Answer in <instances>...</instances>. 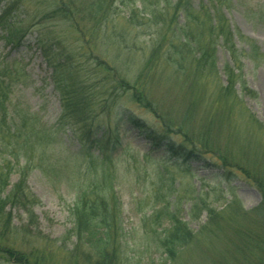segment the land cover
Here are the masks:
<instances>
[{
    "label": "rangeland",
    "instance_id": "rangeland-1",
    "mask_svg": "<svg viewBox=\"0 0 264 264\" xmlns=\"http://www.w3.org/2000/svg\"><path fill=\"white\" fill-rule=\"evenodd\" d=\"M16 1L19 2L16 27L25 38L18 48H13L4 42L0 31V66H7L15 75L10 94L12 107L17 105L18 109H25L38 120L36 123L40 128L48 129L60 117L61 103L51 80L52 66L38 40L44 38L43 35L51 38L46 50L53 61L56 57L53 45L68 54L80 55L70 51L80 50L81 38L61 16L46 18L53 1L57 4V1L64 3L67 0ZM71 1L75 12L73 21L79 28L95 26L96 22L88 20L92 0ZM191 3L194 8L199 5L198 0ZM2 4L0 0V11ZM258 5L260 7L256 9ZM139 6V3L110 0V17L97 24L100 33L91 45V54L108 62L113 70L107 73L108 77L98 75L103 79L101 91L107 96L91 102L95 104L90 109L96 114L98 110L106 109L98 120L110 123L119 134L120 145L112 159L117 171L115 187L123 204L126 232L137 228L141 217L146 220L152 210L161 209L165 215L175 213L194 234L203 229L174 264H261L264 258V210L259 211L262 202L258 187L264 189V61L260 62L257 57L256 64L242 54L249 56L253 48L237 40L236 35L251 40L254 49L264 54V0H232L221 10L237 38L234 39L238 51L236 61L218 47L213 56L215 70L211 69L209 78L194 77L191 75L193 68H187L188 65L178 82L174 81L171 72L160 71L150 75L146 89L137 91L140 95L132 90L118 89L119 79L132 83L150 56L148 51L153 42L156 40V45L159 44L161 31L165 36L166 32L170 35L172 29L176 35L184 20L177 16L175 27L171 26L172 14L164 13V22L154 23L142 17ZM133 10L137 16L130 20ZM158 54L160 56L162 52ZM54 62L57 63L56 59ZM227 67L237 78L242 76L240 81L235 79L233 95L246 112L239 117L234 112L232 117H227L221 107L223 100L213 103L209 100L212 96H208L209 92L217 90L218 83L223 87L227 85L224 73ZM83 76L81 73L80 77ZM242 83L246 91L241 89ZM88 85H95L96 91L100 88L96 81L85 84L87 88ZM112 90L113 94L106 98ZM134 94L148 111L143 113L132 103ZM95 96H98L97 92ZM114 102L135 111L151 127L166 126L171 140L178 143L183 138L189 146L205 150L206 155L194 157L187 163L165 164L168 160L165 147L156 148L137 124L133 127L122 124L121 117L120 120L116 117ZM100 135L101 131L98 132ZM55 140V148L62 154L59 156L56 151L45 162L53 165L52 173L34 169L27 178V188L37 200V205L30 211L36 224L29 223L30 226L25 228L31 219L23 212L12 210L11 225L4 228L0 217V264H14L4 260L8 256L2 252L7 250L12 251L16 259L31 255L46 264H75V258L65 255L74 244L67 236L73 227L69 210L75 198L73 171L76 167L73 161H65V157L76 158L80 147L71 131L58 133ZM249 140L255 158H248ZM52 147L51 144L47 147L48 153L52 154ZM97 154V150L91 151L92 156ZM33 161L36 163L35 159ZM84 167L85 164L79 170L89 171L88 165ZM17 178L18 174H10V187ZM166 223L162 220L156 233H162ZM137 243L128 242L131 249ZM143 246L133 248L137 256L134 264H169L160 250L150 248L146 252Z\"/></svg>",
    "mask_w": 264,
    "mask_h": 264
},
{
    "label": "trees",
    "instance_id": "trees-1",
    "mask_svg": "<svg viewBox=\"0 0 264 264\" xmlns=\"http://www.w3.org/2000/svg\"><path fill=\"white\" fill-rule=\"evenodd\" d=\"M109 1L92 0L88 7V20L96 22V25L88 29L79 28V25L73 21L75 12L71 0L64 3L57 1V4L53 1L51 8L48 10L50 12L46 18L56 15L61 16L64 22H68L71 28L79 33L82 44L79 47L80 50L70 51L80 53V55L68 54L52 44V49L56 51L54 54H56L57 63H55V59L50 61L51 55L49 56V50H46L47 43L51 44V38L43 35L44 38L38 40L39 47L50 66H52L51 80L61 103L60 117L53 127L40 128L36 123L38 120L25 109H18L17 105L12 107L10 94L14 87L15 75L7 66H0L1 224L4 228L10 227L12 210L23 212L31 219L25 225V228L30 226L29 223L36 224V220L30 211L32 207L37 205V200L27 188L28 174L34 169L42 170V173L51 171V168L53 170V165L50 166L45 162L52 157L51 155L56 154L55 138L60 132L71 131L79 143L80 153L74 159L65 157V161H73L75 163L74 167H76V171H73L76 176V184L73 185L75 187V198L69 210L73 227L67 236L68 239H73L74 244L65 256L68 255L70 259L75 258V264H134L137 256H135L133 248L136 249L144 245L146 252L150 248H154L156 251L160 250L161 255L165 256V262L174 264L184 248L190 244L195 235H200L203 229L200 233L194 234L175 213L165 215L163 210L160 209L152 210L146 220L141 217L137 228L133 227L127 234L123 219V204L115 187L117 171L114 169V160L112 159L116 147L120 145L119 134L117 129H114L110 123L104 124L98 120V117L106 109L98 110L97 114L90 109V106L95 104L91 102L100 101L103 96H107L103 95V91H101L103 89L101 86L103 79H100L101 77L98 75L102 74L108 77L110 71H113L108 62L91 54L93 39L98 38L100 33V26L97 24L110 17ZM1 2H3V9L0 11V31L3 32V40L7 45L18 48L25 38L16 27L18 24L16 18L19 17V2L16 0H1ZM120 2H129L133 5L139 3L142 17H147L154 23H163L165 20L163 18L164 13L172 14L171 26L175 27L176 22L174 24V20L177 16L183 17L184 20L182 28L177 30L176 35H173L174 31L172 29L170 35L166 32L165 36L161 31V37L158 38L159 44L156 45L155 40L150 49L148 48L150 56H148L141 72L132 83L125 79H119V86L117 87L118 89L121 88L122 91L124 88L140 93L142 89H146L148 86L151 79L150 75L153 74L154 76L160 71L162 73L164 71L166 73L171 72L175 77L173 78L175 82L180 80L182 73L187 68H193L191 75L194 77L211 76V69L215 70V67L212 66L214 65L213 56L215 49L218 47H222L234 61L237 60L236 52L238 51L234 44L235 34L230 30L221 13L222 8L231 3L232 0H198L199 5L197 8L192 6V0H174V2L170 0H120ZM259 7V5L256 6V9ZM136 16V10H133L129 16L130 20ZM236 36L237 40L253 48L249 56L247 53L242 52V54L256 64L255 58L257 57H259L260 62L261 60L264 61V54H259L254 49L255 46L251 40L240 34ZM183 46H185L184 49L181 48ZM159 52H162L160 56ZM81 73L84 75L83 77H80ZM224 73L227 75V85L223 87L218 83L217 90L208 93L209 98L212 96L209 100L217 103L222 99L224 106L221 107L227 117H232L234 113L237 117L242 116L246 112L236 98L237 96L233 97L235 95V79L240 81L242 76L240 75L237 78L232 69L228 67ZM91 81H96L100 87L98 91L95 90V85L92 87L88 85V88L85 86L86 83L88 84ZM240 87L246 91L243 83ZM96 92L97 97L95 96ZM112 94L113 90L106 98H110ZM135 95L132 97V103L139 106V110L143 113L146 112L148 108L142 105ZM112 99L115 100V98ZM113 108L116 117L119 120L121 117L122 124L126 123L132 127L137 124L136 126L140 129V132L145 134L156 148L165 147V153L168 154V160L165 164L172 163L174 165V161L187 163L194 157L206 155L205 150L204 152L196 147L189 146L183 138L178 143L171 140L172 136H168L166 126L160 125L159 129L154 128L155 126L151 127L143 119L141 120L135 111L123 105H116L115 102ZM99 131H101L100 136H98ZM50 144L53 146L52 154L47 152V147ZM249 145L248 158L249 156L255 158L254 153L250 151L252 149L250 140ZM92 150H97V156L91 155ZM39 152L41 153L38 155ZM61 154L58 153L57 155L60 156ZM34 159L36 163L33 161ZM83 164H85V167L88 165L89 171L79 170ZM11 173L18 174V178L10 187L9 176ZM258 189L262 202L259 211H263L264 189L262 187H258ZM163 216H165L164 219ZM162 220L167 223L164 231L159 234L155 230L162 225ZM129 241L138 243L133 245L134 247L131 249L128 244ZM2 253L7 254L8 259L4 258L7 263L13 261L14 264H46L42 260L38 261L36 256L35 258L30 257L31 255H21L16 259V255L10 250ZM261 264H264V258Z\"/></svg>",
    "mask_w": 264,
    "mask_h": 264
}]
</instances>
